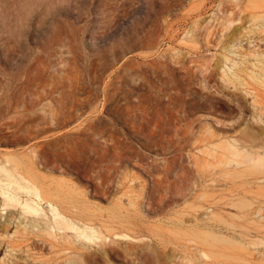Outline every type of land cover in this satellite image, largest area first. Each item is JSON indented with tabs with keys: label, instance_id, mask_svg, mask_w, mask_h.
<instances>
[{
	"label": "rangeland",
	"instance_id": "1",
	"mask_svg": "<svg viewBox=\"0 0 264 264\" xmlns=\"http://www.w3.org/2000/svg\"><path fill=\"white\" fill-rule=\"evenodd\" d=\"M229 151L264 157V0H0V160L134 225L52 235L0 192V264H264V167Z\"/></svg>",
	"mask_w": 264,
	"mask_h": 264
},
{
	"label": "bare ground",
	"instance_id": "2",
	"mask_svg": "<svg viewBox=\"0 0 264 264\" xmlns=\"http://www.w3.org/2000/svg\"><path fill=\"white\" fill-rule=\"evenodd\" d=\"M236 78L239 79L237 76ZM242 157L243 160L237 159L234 152L229 151L227 155L220 159L227 165L253 161L256 170L264 167V157H259L258 159L252 152L246 153ZM31 165L33 164L28 163L25 158L19 156H11L5 160H0V192L4 195L3 202L5 205H19L25 214L41 216L46 210L47 214L44 213V215H47L48 219L44 221L40 230H44L52 235L55 231L67 233V230H72L73 235L77 238L89 241L99 239L103 245L115 242L114 236L119 238H134L132 235L134 225L132 220H130L131 209L123 202L117 201L112 207V213L116 214L119 218L116 221L118 223L100 225L97 221V218H99L98 214L85 206L86 194L83 190H79L76 186L69 185V183L64 181L57 182L56 184L53 183L54 185L45 184L34 175L35 173ZM206 166L207 168H213L214 164L208 163ZM154 180L159 185H162L164 182L159 178ZM107 183L108 180L103 178L101 184L105 188H108ZM149 199H153V193L150 194ZM161 201H163V198H161ZM43 203L47 204L46 208H44ZM131 204L133 205L132 202ZM73 209L76 210L74 211ZM184 222V220H179L180 224L178 223L179 231L177 233L180 235V238H185L199 244L202 248L198 251L207 256L208 253L203 247L210 244L211 240L215 241V237L204 232L202 227H186ZM33 225L38 226V224ZM105 252L110 255L109 249H105ZM78 260L81 263L84 262L81 258L74 260V262Z\"/></svg>",
	"mask_w": 264,
	"mask_h": 264
}]
</instances>
